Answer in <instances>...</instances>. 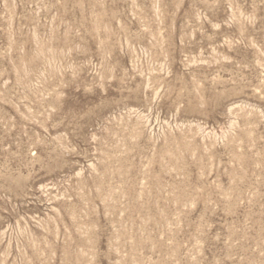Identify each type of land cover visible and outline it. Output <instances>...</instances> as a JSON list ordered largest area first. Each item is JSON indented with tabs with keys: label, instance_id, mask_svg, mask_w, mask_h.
I'll return each instance as SVG.
<instances>
[{
	"label": "rangeland",
	"instance_id": "rangeland-1",
	"mask_svg": "<svg viewBox=\"0 0 264 264\" xmlns=\"http://www.w3.org/2000/svg\"><path fill=\"white\" fill-rule=\"evenodd\" d=\"M0 264H264V0H0Z\"/></svg>",
	"mask_w": 264,
	"mask_h": 264
}]
</instances>
